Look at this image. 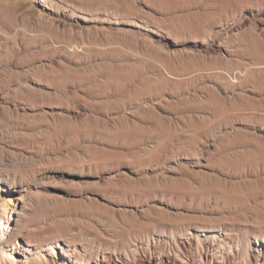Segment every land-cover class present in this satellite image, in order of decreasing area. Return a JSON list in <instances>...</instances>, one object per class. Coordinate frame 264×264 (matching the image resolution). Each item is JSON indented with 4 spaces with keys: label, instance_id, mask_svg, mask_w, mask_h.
<instances>
[{
    "label": "rangeland",
    "instance_id": "obj_1",
    "mask_svg": "<svg viewBox=\"0 0 264 264\" xmlns=\"http://www.w3.org/2000/svg\"><path fill=\"white\" fill-rule=\"evenodd\" d=\"M0 32V213L35 264H264V0H0Z\"/></svg>",
    "mask_w": 264,
    "mask_h": 264
},
{
    "label": "bare ground",
    "instance_id": "obj_2",
    "mask_svg": "<svg viewBox=\"0 0 264 264\" xmlns=\"http://www.w3.org/2000/svg\"><path fill=\"white\" fill-rule=\"evenodd\" d=\"M36 2V1H35ZM110 2V1H109ZM90 3V2H89ZM43 9V8H42ZM57 23V22H56ZM75 30V29H74ZM25 31V30H24ZM1 33V32H0ZM100 49V48H99ZM80 51V50H79ZM118 76V75H117ZM1 105V104H0ZM8 170V169H7ZM6 173V172H5ZM88 180V179H87ZM3 183V182H2ZM4 186V185H3ZM20 187V186H19ZM1 188V187H0ZM10 188V187H9ZM11 189V188H10ZM22 189V188H21ZM1 192V191H0ZM15 192V190H14ZM31 192V191H30ZM7 193V192H5ZM28 193V192H27ZM4 194V193H3ZM28 195V194H27ZM17 196V195H16ZM7 200V199H6ZM9 201V200H8ZM7 201V202H8ZM21 201V200H20ZM24 201V200H23ZM21 204V203H20ZM13 208V207H12ZM12 210V215L8 214L7 212V208L4 207V210L2 213H0V264H14V260H15V255L20 254V256L22 257L20 259V261L23 264H35L34 260H33V251L30 250L29 245L27 243H24V245H22L19 241L18 238L20 237V234L17 232V224H18V220L17 218H13V214H16L17 211H15V209H11ZM16 219L15 223H11L12 220ZM152 234V233H151ZM208 234V233H207ZM202 236V235H201ZM216 236V235H215ZM190 237V236H189ZM203 237V236H202ZM185 238V237H184ZM191 238V237H190ZM199 238V237H198ZM170 239V238H169ZM202 240V239H201ZM136 241V240H135ZM167 241V240H166ZM229 241V240H228ZM182 242V241H181ZM186 242V241H185ZM63 243V242H62ZM254 243V242H253ZM257 243V242H256ZM221 244V243H220ZM240 244V243H239ZM63 245V244H62ZM153 246V245H152ZM213 244L211 245V247H207L206 250H202L204 251L203 253H199L197 258L191 263V264H222L219 261L214 262L213 256L214 254L212 253L213 251ZM252 247V246H251ZM255 247V246H254ZM82 249V248H81ZM80 249V250H81ZM153 249V248H152ZM253 249V248H252ZM232 250V248H231ZM237 248L235 249L236 252ZM259 253H260V257L261 260L264 261V239H262L259 242L258 245V249ZM84 251V250H83ZM195 251V250H194ZM238 251V250H237ZM256 251V250H255ZM40 252H37L35 254H37L38 256L41 257L44 256L43 254H39ZM217 253V252H216ZM253 253V251H252ZM251 253V254H252ZM256 253V252H255ZM45 255H49V256H54L56 254H61L63 257L67 258V262H69V264H79L77 262V260L73 259L72 257H70V255H67L64 252H56V249L54 246L49 245L46 249H45ZM80 254V253H79ZM87 254V253H86ZM194 254V253H193ZM90 255V254H89ZM93 255V254H92ZM91 255V256H92ZM109 255V254H108ZM237 255V254H236ZM256 255V254H255ZM95 256V255H94ZM216 256V255H215ZM259 256V255H258ZM39 257V259H41ZM74 257V256H73ZM85 257V256H84ZM90 257V256H89ZM169 257V256H168ZM72 258V259H71ZM75 258V257H74ZM162 258V257H161ZM159 259V258H154V255L151 256L148 259V264H184V263H179L178 261H176L175 259H171V258H167V261L163 260V259ZM232 258V257H231ZM253 258V257H252ZM61 259V258H59ZM81 259V258H80ZM84 259V258H82ZM109 259L112 260V257L110 256ZM47 260V259H46ZM259 260V259H258ZM60 261V260H59ZM82 261V260H81ZM89 261V260H88ZM255 261V260H254ZM58 262V261H56ZM191 262V261H190ZM252 262V261H251ZM42 263V262H41ZM87 263V262H86ZM85 263V264H86ZM263 263V262H262ZM84 264V263H83ZM90 264V263H89ZM101 264H132L130 262V260L125 257L124 259H121L119 262H117V258L115 256V261H109V262H105L102 261ZM137 264H145L143 259H140L137 261ZM190 264V263H189ZM237 264V263H236Z\"/></svg>",
    "mask_w": 264,
    "mask_h": 264
}]
</instances>
